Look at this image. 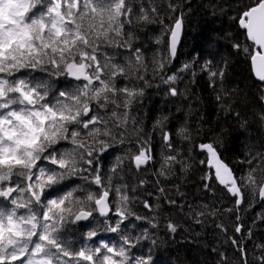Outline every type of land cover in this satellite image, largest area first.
I'll use <instances>...</instances> for the list:
<instances>
[{
  "label": "snow or ice",
  "instance_id": "1",
  "mask_svg": "<svg viewBox=\"0 0 264 264\" xmlns=\"http://www.w3.org/2000/svg\"><path fill=\"white\" fill-rule=\"evenodd\" d=\"M233 20L244 42L231 47L264 84V0L243 5ZM150 25H158L160 34L148 60L137 41ZM184 26V12L172 0H0V264H155L160 205L139 200L136 193L148 182L141 178L131 185L125 162L139 175L155 161L151 137L133 115L145 88L158 78L170 96L179 97L181 74L195 76L194 61L168 74ZM228 65L224 58L207 60L200 71L215 88ZM61 79L68 81L63 89L56 86ZM226 95H216L222 110L247 128L248 118L234 111ZM258 99L260 110L252 116L264 130V88ZM157 126L163 150L155 175L171 179L177 165L186 173L192 149L184 156L163 122ZM179 135L193 140L187 127ZM120 146L126 151L104 171L102 158ZM221 146L220 139L195 145L205 156L199 163L210 170L201 177L203 188L214 193L215 182L235 207L189 206L197 224L223 213L240 221L249 197L264 201V151L249 150L239 161L248 167L238 175L223 160ZM176 191L183 195L178 186ZM158 192L168 204L177 203L165 187ZM138 202L152 215H141ZM166 227L169 233L178 230L171 220ZM216 227L229 230L223 223ZM233 230L243 236L244 225L236 223ZM227 239L240 264H264V244L255 245L259 252L249 259L239 237ZM219 257L216 264H234L224 251Z\"/></svg>",
  "mask_w": 264,
  "mask_h": 264
},
{
  "label": "trees",
  "instance_id": "2",
  "mask_svg": "<svg viewBox=\"0 0 264 264\" xmlns=\"http://www.w3.org/2000/svg\"><path fill=\"white\" fill-rule=\"evenodd\" d=\"M184 12L185 26L177 58L169 66L168 74L175 72L186 62H195L193 71L182 73L181 80L175 85L184 95L172 97L168 94V85L157 78L152 81L151 87L145 88V94L140 103L134 105L133 115L143 127L145 137H151L155 161L141 174H137L126 161L129 183L135 185L139 179L148 183L143 189H138L136 195L140 201L145 198L155 205L159 204V224L155 230L157 245L153 247L152 255L155 264H216L219 260V251H224L234 264H240L239 254L230 244L227 237L237 236L247 246L249 259L259 252L257 244H264V201L251 199L246 201L239 210L240 221L235 220L234 213H223L216 216L201 217L203 223H195L189 213V206L198 208L208 204L217 209L235 207L234 198L226 197L221 186L213 182L214 193L206 192L201 177L210 170L199 161L205 156L195 147L200 143L211 142L216 139L222 141L220 152L223 160L232 167L238 175H242L247 165L239 163L248 154L249 150L264 151V130L259 122L253 119L252 113L260 110L259 95L264 84L259 83L253 76L251 65L242 54H237L231 47L233 42H244L233 17L243 5L251 0H172ZM166 14L167 9H164ZM174 18V17H173ZM167 23H171L168 20ZM160 34L158 25H150L141 30L137 45L140 46L148 60L157 50L155 38ZM167 37H165V40ZM221 58L227 59L229 65L223 83L216 87L209 86L207 73L200 71V65L207 60L219 63ZM68 81L61 79L56 85L63 89ZM217 93L226 95L230 99L234 111H239L249 120L247 128H241L239 121L226 111L216 100ZM167 117V120L163 118ZM163 122V130L171 133L175 144L183 149V155H188L191 148L192 167L186 172L180 171L179 165L174 169L171 179L165 180L155 173L160 168L162 138L161 129L157 122ZM187 127L193 140L184 141L179 135L181 128ZM134 135V134H133ZM130 146V145H129ZM124 146L112 149L102 158V167L107 171L114 162L116 155H123ZM160 183L157 185L156 181ZM79 183V181H78ZM179 187V195L176 187ZM158 187H165L167 195L177 203L170 205L158 192ZM148 193H152L151 196ZM141 215L152 213L143 208L142 203L136 204ZM171 220L178 225L176 233H169L167 223ZM223 223L228 227L225 234L216 227ZM242 223L244 234H236L234 225ZM251 229L252 236L247 238V230ZM83 230V229H82ZM218 249L213 252L212 249ZM140 251H146L142 246Z\"/></svg>",
  "mask_w": 264,
  "mask_h": 264
},
{
  "label": "water",
  "instance_id": "3",
  "mask_svg": "<svg viewBox=\"0 0 264 264\" xmlns=\"http://www.w3.org/2000/svg\"><path fill=\"white\" fill-rule=\"evenodd\" d=\"M181 39H182V36H181ZM180 43H181V40H180ZM179 46H180V44H179ZM179 46H178V48H179ZM255 77V76H254ZM256 79V78H255ZM257 80V79H256ZM258 81V80H257Z\"/></svg>",
  "mask_w": 264,
  "mask_h": 264
}]
</instances>
